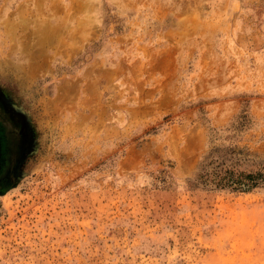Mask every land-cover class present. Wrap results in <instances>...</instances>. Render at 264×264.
Here are the masks:
<instances>
[{
	"label": "rangeland",
	"instance_id": "rangeland-1",
	"mask_svg": "<svg viewBox=\"0 0 264 264\" xmlns=\"http://www.w3.org/2000/svg\"><path fill=\"white\" fill-rule=\"evenodd\" d=\"M0 120V264H264V0H0Z\"/></svg>",
	"mask_w": 264,
	"mask_h": 264
},
{
	"label": "trees",
	"instance_id": "trees-1",
	"mask_svg": "<svg viewBox=\"0 0 264 264\" xmlns=\"http://www.w3.org/2000/svg\"><path fill=\"white\" fill-rule=\"evenodd\" d=\"M241 117L247 119L248 116L241 115ZM200 167L202 171L198 175L199 179L205 182H212L218 188L248 191L258 184L256 175L235 171L226 167L222 161L218 162V159H215L213 156L208 162H206V159L202 161ZM209 167L210 169H206Z\"/></svg>",
	"mask_w": 264,
	"mask_h": 264
},
{
	"label": "flooded vegetation",
	"instance_id": "flooded-vegetation-1",
	"mask_svg": "<svg viewBox=\"0 0 264 264\" xmlns=\"http://www.w3.org/2000/svg\"><path fill=\"white\" fill-rule=\"evenodd\" d=\"M6 162V137L4 126L0 120V188L8 181V170L4 169Z\"/></svg>",
	"mask_w": 264,
	"mask_h": 264
},
{
	"label": "bare ground",
	"instance_id": "bare-ground-1",
	"mask_svg": "<svg viewBox=\"0 0 264 264\" xmlns=\"http://www.w3.org/2000/svg\"><path fill=\"white\" fill-rule=\"evenodd\" d=\"M58 10H59V9H58ZM45 24H46V23H45ZM46 25H47V24H46ZM46 25H45V26H46ZM42 27H43V26H42ZM42 27H41V28H42ZM58 29H59V28H58ZM55 30H56V28H55ZM29 48H30V47H29ZM36 49H37V48H36ZM26 50H27V49H26ZM27 51H28V50H27ZM30 52H31V50H30Z\"/></svg>",
	"mask_w": 264,
	"mask_h": 264
}]
</instances>
